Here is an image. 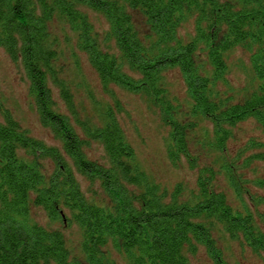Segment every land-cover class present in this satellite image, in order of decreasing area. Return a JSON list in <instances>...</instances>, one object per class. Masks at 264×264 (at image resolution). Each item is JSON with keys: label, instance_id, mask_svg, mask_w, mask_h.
Returning a JSON list of instances; mask_svg holds the SVG:
<instances>
[{"label": "trees", "instance_id": "obj_1", "mask_svg": "<svg viewBox=\"0 0 264 264\" xmlns=\"http://www.w3.org/2000/svg\"><path fill=\"white\" fill-rule=\"evenodd\" d=\"M190 22L194 33L182 35ZM0 47L23 66L40 123L59 143L32 136L1 107L0 264H115V254L128 264H192L201 248L213 264H235L224 248L231 242L264 264V177L256 168L264 163V0H0ZM66 49L85 55L118 107L111 86L158 112L168 158L197 171L195 188L169 190L152 179L111 106L102 123L81 118ZM238 49L250 55L248 66L237 65L246 83L234 89ZM173 70L184 101L170 91ZM248 120L263 138L243 144L238 129ZM95 143L101 159L88 156ZM35 209L49 225L34 219ZM73 225L78 255L63 232Z\"/></svg>", "mask_w": 264, "mask_h": 264}, {"label": "rangeland", "instance_id": "obj_2", "mask_svg": "<svg viewBox=\"0 0 264 264\" xmlns=\"http://www.w3.org/2000/svg\"><path fill=\"white\" fill-rule=\"evenodd\" d=\"M91 19L98 31L105 32L108 30V24L102 16L91 13ZM181 30L182 35L193 34V24L191 22L185 24ZM61 37L64 39V34ZM70 51L71 49L65 50L64 58L65 64L70 68L68 80L74 87H78L75 98L76 104L81 110V118L102 123L100 117L111 106L117 113L118 120L128 137L129 143L136 152L139 163L152 179L169 190L180 183L186 188H195L197 171L190 170L186 163L176 168L168 158L165 144L167 130L161 123L158 112L149 108L140 95L111 86L110 90L113 91L121 104L118 107L115 99L103 90L97 74L88 64L85 55L77 50L78 55H70ZM249 55L242 49H238L235 55L231 56L233 69L229 81L234 89H241L246 83L245 72L237 65L248 66ZM166 78L172 94L184 101L187 94L179 71L169 72ZM55 98L60 106L65 109L57 89H55ZM1 107L8 109L15 119L30 131L32 136L48 144H59L53 134L40 123L34 99L30 94L29 80L23 66L19 62H14L5 49L0 47V121L3 120ZM238 133H240V141L243 144L253 137L263 138L260 129L253 120L242 123ZM234 148L236 147L234 146ZM102 155L103 149L97 143L88 150V156L92 159H101ZM256 168L259 174L264 177V163H258ZM80 181L83 190L88 191L89 182L81 177ZM219 184L222 189L228 190L223 178ZM261 211L264 212V208ZM33 216L42 225H49V219L44 211L35 209ZM63 232L68 246L74 254L78 255L81 246L80 230L73 225L66 229L63 228ZM224 248L230 262L235 264H263L261 258L249 250H243L238 242L225 244ZM191 262L192 264H213L203 248L194 258H191ZM114 263L128 264L120 254H115Z\"/></svg>", "mask_w": 264, "mask_h": 264}]
</instances>
